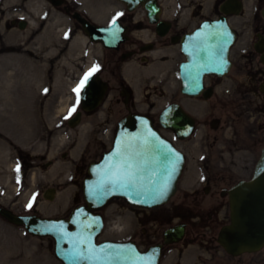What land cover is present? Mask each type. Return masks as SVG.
Wrapping results in <instances>:
<instances>
[{"label":"rangeland","instance_id":"obj_1","mask_svg":"<svg viewBox=\"0 0 264 264\" xmlns=\"http://www.w3.org/2000/svg\"><path fill=\"white\" fill-rule=\"evenodd\" d=\"M67 2L74 8H87L103 25L118 6L110 0ZM162 3L170 11L171 0ZM243 5L242 13L230 19L239 35L232 60L235 67L257 68L255 55L248 56L252 53L255 31L264 32V19L260 15L264 0H243ZM101 8L99 16L97 11ZM19 21L27 22L23 29H19ZM70 28V19L47 0H0V84L3 85L5 74L13 75L11 89L0 85V110L13 106V123H0V208L16 215L61 218L83 204L82 181L89 162L99 152L88 146L101 133L102 124L96 121L97 117L83 116L74 128L68 125V119L77 111L73 90L94 66L99 71L106 53L101 45L91 44L82 31H75L74 37H70ZM148 59L147 63L136 56L125 60L119 73L131 85L138 111L154 119L172 98L178 80L176 71L170 70L180 58ZM102 76L113 87L119 84L109 73ZM240 81L245 83L246 78L240 77ZM230 84L225 80L226 91L230 90ZM117 102L112 111L123 115L124 110ZM73 107L76 110L69 117ZM109 146L106 143L101 150ZM194 188L180 182L175 196L153 210L136 209L122 200L112 201L103 211L106 225L99 241L132 240L141 249L160 243L163 231L179 222L171 216L173 210L180 206L195 210V203L183 197L185 190ZM48 189L55 190L52 201L44 199ZM30 201L32 207L28 208ZM148 216L159 218V222L145 219ZM222 218H228V210L221 212ZM193 221L190 226L198 227L197 220ZM218 230L203 240L213 246L211 251L203 250L199 241L189 246H166L160 264H199L202 259L208 262L206 258L211 256L214 261L255 264L258 256L249 253L226 257L216 242ZM53 245L52 239L30 236L23 228L0 217V264H60L54 257Z\"/></svg>","mask_w":264,"mask_h":264},{"label":"flooded vegetation","instance_id":"obj_2","mask_svg":"<svg viewBox=\"0 0 264 264\" xmlns=\"http://www.w3.org/2000/svg\"><path fill=\"white\" fill-rule=\"evenodd\" d=\"M62 1L63 3L57 8H60L61 13L71 21L72 28H70L69 35L72 34L70 37H74L75 31H82L80 23L72 17L75 13H79L89 23L107 27V38L111 44V47L107 48L101 43L91 42L82 31L91 44L101 45L106 53L99 71L93 73L90 78L94 83L97 81L102 83L104 89L101 98L97 102L87 101L88 108L83 109L84 103L81 100V92L77 111L70 117L72 119L79 115L80 121L83 116L95 115L97 117L96 121L98 120L102 124L99 136L88 143L92 151L99 150L96 153V158L89 162L88 166L91 163L98 162L102 155L112 147L117 124L122 119L129 115H144L138 111L134 104L131 85L119 73L124 61L135 56L139 57L142 63H147L148 58L159 57L160 60L180 58V61H176L175 66L173 65L170 70L176 71L178 80V83L175 81L176 87L170 102L156 114L154 119L145 115L151 119L155 129L168 139L185 159L176 193L179 190L180 182L192 184L195 187L192 190H185L186 193L183 195L185 200L195 203V210L180 206L171 213V216L179 221L173 226L185 225L184 236L178 243L163 246L162 254L166 246H189L194 245L195 241L200 242L201 247L204 248L203 250L211 251L213 246L210 243H203V240L207 238L208 234H213L217 228H219V233L220 229L229 223L228 190L241 181L252 179L256 163L264 149V32L255 31V40L251 43L252 53L248 56L255 55L258 60V67H235L232 53L239 35L232 26L230 19L242 13L243 0H239L242 4L239 15H226L221 11V7L228 0H171L170 11L164 6L162 0H156L159 13L155 23L149 21L148 11L144 4L139 3L134 8H129L130 6L124 3L110 0L118 3V6L115 7L116 12L111 15L106 25L95 20V16H92L93 14L87 8H74L68 4L67 0ZM147 1L150 2L151 0ZM210 2L212 3L211 9H209ZM263 8L260 10V15L264 19L262 15ZM102 10L103 8L97 11L99 16H102ZM118 13H122L118 17L116 25L120 31L113 38L110 35L112 29L109 26ZM221 17L227 19L229 28L236 35L235 42L229 50L231 67L223 76L216 74L204 75L199 94L197 96L185 95L181 92L182 82L180 78V66L187 61V57L183 52V39L199 30L203 23L218 21ZM259 37H262L263 41L258 42ZM257 43L262 49L261 52L255 49ZM111 65L113 66L112 69L109 68ZM102 73H109V76L114 77L119 84H116V87L111 86V82L109 83L108 79L105 80ZM240 77L246 78V82L240 81ZM227 79L231 82L228 91L224 88ZM225 94H228L229 97ZM249 95L253 98H250ZM107 100L108 102H106ZM118 100L124 110L123 115H119V112L115 115L112 111ZM135 102H137L136 99ZM168 106L181 108L193 121V127L187 138L181 139L176 129H164L159 123V116ZM176 117L177 114L174 113L173 122ZM70 119H68V122ZM109 124H115V126L109 127ZM106 143H109L110 146L105 150H101ZM115 200L122 199L115 198L111 202ZM107 207L100 212L103 218V211ZM227 210L228 218L220 219L221 212ZM194 218L197 220L198 227L192 228L190 225L193 224ZM145 219L159 222V218L152 216ZM105 225L104 218V228ZM163 233L160 243L163 241ZM133 242L141 251L147 249H141L138 243ZM219 247L226 257L241 256H231L225 252L221 245ZM249 254L258 256L255 264H264V247ZM199 256L204 257L202 254H199ZM206 259L209 261L206 262L202 259L199 264H232L228 260L227 262L214 261L212 256Z\"/></svg>","mask_w":264,"mask_h":264},{"label":"water","instance_id":"obj_3","mask_svg":"<svg viewBox=\"0 0 264 264\" xmlns=\"http://www.w3.org/2000/svg\"><path fill=\"white\" fill-rule=\"evenodd\" d=\"M48 1L54 7H59L63 3L62 0ZM117 1L130 6L129 8H134L139 3L144 4L148 11L149 21L151 23L157 21L159 7L156 0H151L150 2L147 0ZM241 10L242 4L239 0H228L221 7V11L226 15H239ZM262 15L264 17V8ZM72 17L80 23L82 31L89 38V41L102 43L107 48L111 47L107 38L108 28L89 23L79 13H75ZM26 23V21H19V29H23ZM225 31L230 33L231 36L227 43H224L223 39L217 35V33ZM235 39V32L229 28L227 19L224 17H221L218 21L205 22L195 33L184 37L183 52L187 57V61L180 66L181 92L183 94L197 96L201 91V81L204 75L216 74L223 76L228 72L231 67L229 50ZM262 39V37H259L258 42L263 41ZM255 49L258 52L262 51L259 43L255 45ZM103 89L102 83L98 81L94 83L89 80L82 91L83 109L88 108L86 105L87 101L97 102L101 98ZM174 113L177 114V117L173 122ZM144 121L147 123H143ZM78 123L79 115L71 119L68 125L74 128ZM159 123L164 129H176L181 139L187 138L193 127L191 118L181 108L176 106H168L159 116ZM149 130L159 138L156 141L157 144L163 141L180 157V160L176 163L175 171L168 180L167 191L163 197L158 200L145 198L143 202H136L135 197L120 189L107 192L102 199L93 198L90 194V188L101 181L110 162L114 165L119 160V157L114 155L118 150V145L121 150L126 144L135 143L139 146L140 139L147 137ZM160 146L163 147V145ZM184 160L183 155L155 129L150 118L143 115H129L118 123L112 148L105 152L98 162L91 163L88 166L87 176L82 183L83 205L73 208L66 218L55 219L43 218L37 215H16L11 210L3 208H0V217L11 225L23 228L30 236L51 238L54 243V257L61 264H73V262L66 259L65 254L72 247V241L78 238L81 232L90 236L91 242L96 248L111 245L117 249L134 250L126 251L125 253L128 255L129 261H134L135 264H159L163 246L180 242L185 233V225H176L165 230L162 243L141 251L131 241L97 242L104 227V218L100 211L115 198L122 199L129 206L143 209H154L166 204L177 191V183L184 167ZM104 187L105 189L108 188L107 185ZM227 193L229 223L220 229L217 243L231 256H239L261 250L264 247V149L256 163L252 179L239 182L231 187ZM54 194V189H48L44 193V199L52 201ZM51 223L63 224V232L53 233L42 230V226ZM82 225H90V227L82 228ZM137 256L145 259L138 260ZM79 264H87V262L82 261ZM125 264H128V262H125Z\"/></svg>","mask_w":264,"mask_h":264},{"label":"snow or ice","instance_id":"obj_4","mask_svg":"<svg viewBox=\"0 0 264 264\" xmlns=\"http://www.w3.org/2000/svg\"><path fill=\"white\" fill-rule=\"evenodd\" d=\"M120 15L122 13H118L109 26L112 29L110 35L113 38L120 31L116 26ZM217 35L223 39L224 43H227L231 38L230 33L226 31L217 33ZM97 70L98 66H94L92 70L84 75L77 88L73 90L76 94L77 104L80 102L81 92ZM75 110V107L69 110V117ZM69 117H65V119ZM143 123L146 124L147 122L144 121ZM158 140L156 134L149 130L148 136L140 139L139 146L135 143L126 144L121 150L118 145V150L114 155L119 157V160L114 165L110 162L101 181L90 188V194L93 198L99 200L107 192L120 189L135 197L136 202H143L145 198L158 200L163 197L167 191L168 180L175 171L176 163L180 160V157L163 141L157 144L156 141ZM160 145H163V147ZM17 172H19V166ZM105 185L108 186L107 189H105ZM34 200L35 196H33ZM27 207H32L31 201ZM84 227H90V225H82V228ZM63 228V224L57 225L55 223L42 226L43 231L53 233H62ZM126 251L134 250L117 249L111 245L96 248L92 244L90 236L81 232L79 237L72 241V247L65 255L66 259L73 262V264H79L82 261H86L87 264H125V262L135 264L134 261H129L128 255L125 254ZM137 259L143 260L145 258L137 256Z\"/></svg>","mask_w":264,"mask_h":264},{"label":"bare ground","instance_id":"obj_5","mask_svg":"<svg viewBox=\"0 0 264 264\" xmlns=\"http://www.w3.org/2000/svg\"><path fill=\"white\" fill-rule=\"evenodd\" d=\"M247 9L249 8V4H247ZM26 45V44H25ZM12 82H13V75L12 74H5L4 78L2 80L1 86L6 88L7 90L11 89L12 87ZM9 92V91H8ZM9 97L6 96L5 100H7V103L9 102ZM6 102V101H5ZM8 121L13 123V106L9 105L8 107H5L4 109L0 110V123Z\"/></svg>","mask_w":264,"mask_h":264}]
</instances>
